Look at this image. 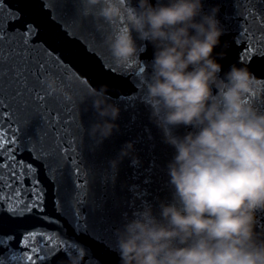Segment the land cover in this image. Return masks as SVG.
Masks as SVG:
<instances>
[{"label": "water", "instance_id": "obj_1", "mask_svg": "<svg viewBox=\"0 0 264 264\" xmlns=\"http://www.w3.org/2000/svg\"><path fill=\"white\" fill-rule=\"evenodd\" d=\"M151 2L155 4L156 0ZM215 6L224 30L213 49V56L221 64L220 75L237 64L264 80L262 52L254 51L243 62L240 60L245 55L241 45L248 44L244 34L250 27L255 31L261 22L264 0H203V11ZM121 7L122 15L113 25L97 15L99 5L89 7L86 0H0V26L6 30L0 35L23 37L33 51L31 55L45 65V70L38 73L39 81L29 77L33 88L29 92L14 76L16 68L24 63L11 51L17 45L0 41V55L3 50L10 53L7 61L0 59V108L18 110L17 116L11 117L15 122L5 123L6 114L0 113V132L7 137L0 147V202L4 205L0 210V238H4L0 258L4 264H30L26 253L35 258L30 251L34 242L20 244L30 231H44L57 242L49 245L55 249L52 253L47 247L40 253L46 257L44 264H67L68 253L82 256V264H120L117 230L126 219H132L133 213L146 205L158 215L160 202L175 203L167 169L175 149L166 142L164 129L146 102L144 84L151 72L154 47L139 40L132 28L137 0H124ZM122 27L131 31L138 53L120 64L112 57L107 39L114 28ZM140 45L145 46L143 51H139ZM220 52L225 53L223 58L217 55ZM31 55L30 67L34 66ZM49 75L70 94L69 99L48 92L41 80ZM68 76L72 79L68 80ZM101 85L107 86L109 100L118 106L119 115L112 134L98 142L89 134L98 115L88 92ZM245 102L264 111V95H248ZM59 108L63 110L62 119L73 121V135L67 137L62 122L51 124L46 119L48 109ZM191 130L190 126H170L171 133L177 136ZM13 132L15 143H11ZM126 142H132L133 148L121 157L120 150ZM46 144L56 149V156ZM59 155L63 159L57 164ZM112 160L118 161L115 169ZM13 168L15 180L10 175ZM21 175L23 181L17 185ZM33 185L42 197L38 207L10 213L9 207L17 206L14 190L22 188L20 200L31 203ZM5 197H12L11 204ZM255 216L254 231L259 240H264V209H257Z\"/></svg>", "mask_w": 264, "mask_h": 264}, {"label": "clouds", "instance_id": "obj_2", "mask_svg": "<svg viewBox=\"0 0 264 264\" xmlns=\"http://www.w3.org/2000/svg\"><path fill=\"white\" fill-rule=\"evenodd\" d=\"M86 4L99 5L97 15L113 25L122 15L121 0ZM218 11H203V0H137L131 23L139 40L154 47L146 102L175 149L167 165L175 203L160 202L158 215L146 205L126 219L117 230L120 264H264V240L254 231L255 212L264 209V111L245 102L264 95V80L237 64L220 75L213 56L224 31ZM107 44L120 64L138 53L129 29L114 28ZM41 83L70 98L53 76ZM88 95L98 115L89 134L99 142L117 127L119 108L105 85ZM181 125L192 130L173 135L170 126ZM132 148L126 142L120 156ZM110 163L115 169L118 161ZM67 256V264H82L79 254Z\"/></svg>", "mask_w": 264, "mask_h": 264}, {"label": "snow or ice", "instance_id": "obj_3", "mask_svg": "<svg viewBox=\"0 0 264 264\" xmlns=\"http://www.w3.org/2000/svg\"><path fill=\"white\" fill-rule=\"evenodd\" d=\"M124 0H121V5H123ZM18 18V17H17ZM254 19V17H253ZM261 22L259 24L256 25L255 31L252 30V28L250 27L248 29V31L245 32V36L248 39V44L244 45L242 44V48L244 49V53L245 55H241L240 56V60L241 62H243L245 60V56L249 53H253L255 52H262V54H264V15H261ZM245 23L248 24L249 21L245 20ZM31 27V26H29ZM11 28V21L9 22V29ZM121 30H127V28H121ZM6 30L0 26V33H4ZM257 33L259 35H257ZM0 41L5 42L6 44L9 43H13L15 42V44L17 45V47L12 48V53H15L17 56H20L21 59L24 61V63L22 64V66H20L19 68H16L15 72H14V76L17 78V83H19L22 87H25L28 89L29 92L33 91L32 86L29 85V77H31L33 80H37L39 81V74H41L44 70H45V65L41 60H37L36 57L33 54V51L28 47V45L24 42L23 37L19 38V39H13L10 38L7 35H0ZM10 53L7 50H3L2 51V55H0V59H2L3 61H7V59L9 58ZM31 55V59H32V64L34 66L30 67L29 66V57ZM253 57H249V59H251ZM15 68V65H14ZM144 69H141V72H143ZM21 93L17 92V95H20ZM35 98L37 99H42L41 97H39L38 95H35ZM3 102L0 101V104H2ZM62 109L59 108V110L57 111H53L52 109H48L47 111V116L46 119L51 121V124H56V123H61L62 122V126L64 128V131L68 134V136L73 135V129H72V125H73V121L71 119H62L61 118V113H62ZM17 112L18 110L16 109H11L8 107H3L0 108V113H4L6 114V118L4 120L5 123H9L11 121V117L13 116H17ZM56 113L55 116H53V113ZM70 116V114H69ZM11 122H15V121H11ZM50 124V126H51ZM0 129H3V124H0ZM9 131H11V129H9ZM15 132L12 133V137L13 139H11V143H15L16 139H15ZM7 141V137L6 134L0 132V147H3L5 145ZM10 147V145H9ZM46 147L52 150V153L54 156H56V149L52 148L51 146L46 144ZM57 148L59 149V144H57ZM65 155H67V152L65 153ZM10 159H12V162L14 163V153L10 154ZM63 159L62 156L59 155V159L56 160V163L59 164L60 160ZM69 159H71V157L69 156ZM9 167H11V164L8 165ZM30 168V166H29ZM12 179L15 180V177L17 175L15 169L13 168L12 173L10 174ZM23 181V175L20 176V180L16 181L17 185H19L21 182ZM24 194V190L20 187H17L14 190V197L16 199L17 202V206H13V207H9L8 211L12 214H15L17 211H23L25 209L27 210H31L32 208L38 207V201L42 200V197L39 195V193L36 191V187L35 185H33L32 187V191L30 193V195L34 198L33 201L31 203H25L23 201L20 200V197ZM4 199H7L9 201V203L11 204L12 201V197H5ZM23 204V207H19V205ZM3 203L0 202V210H3ZM40 211H43L42 206L40 207ZM50 223H54V221H50ZM37 237H39V240H37ZM10 238V237H9ZM29 241L34 242L33 247L31 248V253L36 254L35 258L32 254H28L26 253V259L30 262V264H44L45 261V255H41L40 253L43 252L44 248H48V253H52L53 251H55L54 248L49 247V245H55L57 244L56 240L53 239L52 236H50L49 234H47L44 231H30L27 232L24 236V239H22L20 241V244L22 245H26ZM4 243V238H0V244ZM14 258V257H13ZM0 264H4V260L3 258H0Z\"/></svg>", "mask_w": 264, "mask_h": 264}]
</instances>
